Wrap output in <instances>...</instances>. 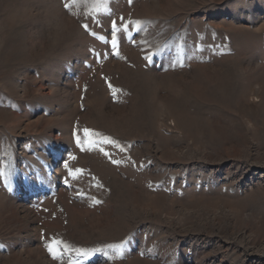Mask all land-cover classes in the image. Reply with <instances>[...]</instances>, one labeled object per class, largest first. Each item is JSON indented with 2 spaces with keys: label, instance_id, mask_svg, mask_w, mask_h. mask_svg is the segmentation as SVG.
I'll return each mask as SVG.
<instances>
[{
  "label": "rangeland",
  "instance_id": "1",
  "mask_svg": "<svg viewBox=\"0 0 264 264\" xmlns=\"http://www.w3.org/2000/svg\"><path fill=\"white\" fill-rule=\"evenodd\" d=\"M0 264H264V0H0Z\"/></svg>",
  "mask_w": 264,
  "mask_h": 264
},
{
  "label": "snow or ice",
  "instance_id": "2",
  "mask_svg": "<svg viewBox=\"0 0 264 264\" xmlns=\"http://www.w3.org/2000/svg\"><path fill=\"white\" fill-rule=\"evenodd\" d=\"M66 6H67V5H66ZM84 27L87 28V25H85ZM85 131L87 132L88 130H85ZM49 251H50V252H54V250H53V248H52L51 246L49 247Z\"/></svg>",
  "mask_w": 264,
  "mask_h": 264
}]
</instances>
